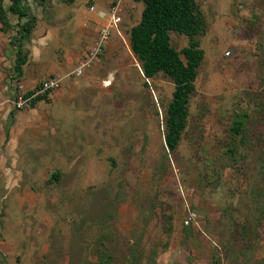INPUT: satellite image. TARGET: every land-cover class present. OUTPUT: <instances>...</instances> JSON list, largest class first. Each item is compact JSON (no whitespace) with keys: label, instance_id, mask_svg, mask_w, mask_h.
Returning <instances> with one entry per match:
<instances>
[{"label":"rangeland","instance_id":"obj_1","mask_svg":"<svg viewBox=\"0 0 264 264\" xmlns=\"http://www.w3.org/2000/svg\"><path fill=\"white\" fill-rule=\"evenodd\" d=\"M111 1L23 2L37 20L31 35H47L32 68L58 69L46 77L62 84L44 105L23 109L19 149L0 153V252L13 226L21 264H264V0H197L205 58L173 153L164 134L174 84L163 73L147 79L130 45L142 2L124 0L121 33L73 73ZM10 3V26H0L12 38L27 17ZM171 42L180 51L189 37L172 31Z\"/></svg>","mask_w":264,"mask_h":264},{"label":"trees","instance_id":"obj_2","mask_svg":"<svg viewBox=\"0 0 264 264\" xmlns=\"http://www.w3.org/2000/svg\"><path fill=\"white\" fill-rule=\"evenodd\" d=\"M0 0V20L10 26L8 10ZM11 0L9 10L20 19L26 14L23 2ZM142 2L140 21L130 30V45L141 62V69L147 79L160 73L168 76L174 84L172 99L165 115V146L170 153L177 150L187 126L190 115V99L196 90V79L199 68L205 58V50L201 47V37L206 34L207 22L203 10L197 0H134ZM19 36L14 37L17 43L15 69L21 72L28 61L24 40L30 38L31 28L21 25ZM26 27V28H25ZM175 31L189 37V43L180 51L171 42V32ZM148 85V82H145ZM48 99V96L39 97ZM34 102L33 106H35ZM246 113L236 114L232 130L239 134L245 125ZM242 141L245 136L242 135ZM233 152V150H230ZM234 153V152H233ZM234 161H237L234 159ZM54 179L59 174L52 175ZM251 231L244 227L242 233L248 236ZM100 264H107L102 261Z\"/></svg>","mask_w":264,"mask_h":264},{"label":"crops","instance_id":"obj_3","mask_svg":"<svg viewBox=\"0 0 264 264\" xmlns=\"http://www.w3.org/2000/svg\"><path fill=\"white\" fill-rule=\"evenodd\" d=\"M113 1V0H112ZM111 1V3H112ZM110 3V5H111ZM26 14L22 18H26L22 20V25L27 26L26 29L31 28L33 31L36 32L37 28V20L33 17L28 16V11L25 9ZM33 18V19H32ZM22 30V27H21ZM51 31H48L50 33ZM10 33V30H4L0 26V153L5 154H12V152H16L20 146L21 138L18 137V128L20 126V121L26 116L24 110H17L12 102V98L19 93V85H24V89L27 91L33 89L34 87L38 86L43 80L52 77H46L47 75L56 74L58 69H53L50 67L45 72L37 68L36 66L33 67L34 61H37L36 55L43 54V49L41 50V45H47V35L46 32L39 33L37 35H31L30 38L27 39V45L30 48V54H28V61L24 64L21 72L16 71L15 63L16 58L14 61V65H11L9 62V54L11 53V46L17 47V43H14L16 36L10 38L7 34ZM32 38H41L42 40H35ZM33 45V46H31ZM17 52V49H16ZM14 55V53L12 54ZM59 72V71H58ZM57 76V75H53ZM52 94V93H51ZM48 95V98L51 96ZM44 100H48L46 98H41L37 100L35 106L32 108H36L37 106L44 105ZM22 129V128H21ZM2 161V160H1ZM5 165L6 163L2 161ZM7 167V165H6ZM13 229V226L10 228L3 229L4 232V240L3 245L4 249L1 247L0 256L6 257L7 259H0V264H21L22 263V256L17 254L18 252V245H14L13 242L18 243L22 241L20 237H13L12 234H9L10 231ZM19 238V239H18ZM6 242H12L10 246H6ZM16 249V250H15ZM20 249V248H19ZM7 250V251H6ZM11 251H15V256L11 253ZM4 255V256H3ZM19 256V257H18ZM18 257V258H17Z\"/></svg>","mask_w":264,"mask_h":264},{"label":"built area","instance_id":"obj_4","mask_svg":"<svg viewBox=\"0 0 264 264\" xmlns=\"http://www.w3.org/2000/svg\"><path fill=\"white\" fill-rule=\"evenodd\" d=\"M124 0H113L108 12H101V17H106V24L101 29L98 39L94 42L92 47L88 50L86 55L80 61L79 65L75 68L73 73L75 75H82L88 67L94 62L95 59L105 49L107 40L112 36L114 30L119 32V23L121 22V11ZM121 33V32H119ZM62 84V78L59 76H52L43 80L38 86L31 90H25L24 85H19V93L13 100L14 107L17 110L31 108L34 102L43 96L50 95L53 91L58 89ZM194 216L190 214L187 218V223L193 222Z\"/></svg>","mask_w":264,"mask_h":264}]
</instances>
